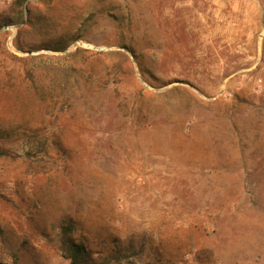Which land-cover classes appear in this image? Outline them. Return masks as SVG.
<instances>
[{
    "label": "rangeland",
    "instance_id": "rangeland-1",
    "mask_svg": "<svg viewBox=\"0 0 264 264\" xmlns=\"http://www.w3.org/2000/svg\"><path fill=\"white\" fill-rule=\"evenodd\" d=\"M28 9L24 51L0 29V264H68L69 222L138 264H264V0Z\"/></svg>",
    "mask_w": 264,
    "mask_h": 264
},
{
    "label": "trees",
    "instance_id": "trees-1",
    "mask_svg": "<svg viewBox=\"0 0 264 264\" xmlns=\"http://www.w3.org/2000/svg\"><path fill=\"white\" fill-rule=\"evenodd\" d=\"M29 0H15L13 2V14L11 18L0 20V29L3 26L14 24L18 27L17 49L24 51V46L19 43V36L24 34L28 28L34 24L35 17L31 15L29 9L27 15L23 12L24 4ZM27 5V4H26ZM27 8V7H26ZM77 39L71 37L68 40L51 39L48 42L41 43L38 47H32L35 50H43L53 53L64 52L68 45ZM108 55V54H106ZM16 58V57H14ZM0 136H2L0 134ZM57 235L58 251L68 261V264H138L132 259L136 255L134 246L117 238H108L101 241L102 247L94 246L91 237L87 232H82L78 238L73 237L75 225L71 222L61 225ZM96 238V237H94ZM95 240V239H94ZM140 264H154L144 262Z\"/></svg>",
    "mask_w": 264,
    "mask_h": 264
},
{
    "label": "water",
    "instance_id": "water-1",
    "mask_svg": "<svg viewBox=\"0 0 264 264\" xmlns=\"http://www.w3.org/2000/svg\"><path fill=\"white\" fill-rule=\"evenodd\" d=\"M3 29H7V27H3ZM0 32H1V30H0Z\"/></svg>",
    "mask_w": 264,
    "mask_h": 264
}]
</instances>
